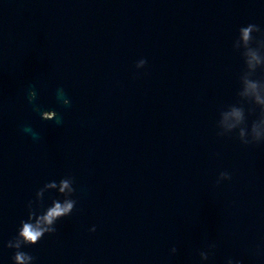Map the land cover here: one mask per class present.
Returning a JSON list of instances; mask_svg holds the SVG:
<instances>
[{
  "label": "water",
  "instance_id": "95a60500",
  "mask_svg": "<svg viewBox=\"0 0 264 264\" xmlns=\"http://www.w3.org/2000/svg\"><path fill=\"white\" fill-rule=\"evenodd\" d=\"M247 23L264 38V0H0V264L62 176L76 205L22 247L34 264H264V139L239 135L264 113L240 95Z\"/></svg>",
  "mask_w": 264,
  "mask_h": 264
},
{
  "label": "clouds",
  "instance_id": "9594fccd",
  "mask_svg": "<svg viewBox=\"0 0 264 264\" xmlns=\"http://www.w3.org/2000/svg\"><path fill=\"white\" fill-rule=\"evenodd\" d=\"M254 32L260 33V28L253 23H247L237 29L236 46L243 48L242 62L247 69V72L241 78L240 95L250 98L254 104L264 109V83L259 78L249 75V73L256 72L257 69L264 68V55L260 52V49H264V38H254L252 35ZM254 39L255 44L253 46L252 41ZM145 64V59L140 58L136 63V67L142 69ZM63 92V88H60L57 95L62 96L61 102L67 105L69 100L66 96H63ZM35 98V90L29 88L27 92L28 102L31 103ZM33 110L39 112L41 120H54L58 116L54 109L46 108L41 110L39 107H34ZM49 113H52V115L50 116ZM244 119L243 109L234 105L221 113L219 124L225 131H229L237 129ZM24 131L30 132L31 129L25 127ZM249 134L255 140L264 139V113L247 129L240 128L239 135L242 139ZM244 142L247 143V140H244ZM229 179L230 174L221 171L217 175L216 183ZM73 183L71 176H62L58 180H49L35 191L33 199L27 201L25 205L27 209L26 218L20 219L15 235L4 244L6 248L14 250L11 256L12 264H34L35 258L21 249L23 246L36 244L45 234L54 233L57 221L72 213L76 205ZM51 190H55V196L50 198V202L44 203L45 192H53ZM88 231L94 232L95 226H90ZM212 247L214 245H209V249ZM169 251L175 253L176 248L172 247ZM199 255L200 261L205 262L209 259L210 251L202 250ZM225 264H240V261H234L229 257L226 259Z\"/></svg>",
  "mask_w": 264,
  "mask_h": 264
}]
</instances>
